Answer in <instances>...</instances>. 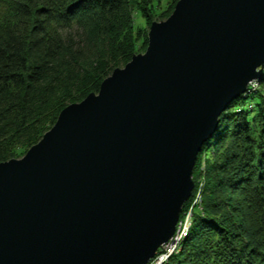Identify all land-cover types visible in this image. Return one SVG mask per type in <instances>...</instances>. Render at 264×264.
Segmentation results:
<instances>
[{
  "label": "water",
  "instance_id": "water-1",
  "mask_svg": "<svg viewBox=\"0 0 264 264\" xmlns=\"http://www.w3.org/2000/svg\"><path fill=\"white\" fill-rule=\"evenodd\" d=\"M20 158L0 162V264H149L221 114L264 72V0H178Z\"/></svg>",
  "mask_w": 264,
  "mask_h": 264
},
{
  "label": "trees",
  "instance_id": "trees-1",
  "mask_svg": "<svg viewBox=\"0 0 264 264\" xmlns=\"http://www.w3.org/2000/svg\"><path fill=\"white\" fill-rule=\"evenodd\" d=\"M162 2L0 0V162L28 150L64 107L98 92L130 61L143 32L136 19L151 26L164 16ZM256 82L262 89L248 87L228 105L198 154L201 197L188 234L163 264H264V72Z\"/></svg>",
  "mask_w": 264,
  "mask_h": 264
},
{
  "label": "rangeland",
  "instance_id": "rangeland-1",
  "mask_svg": "<svg viewBox=\"0 0 264 264\" xmlns=\"http://www.w3.org/2000/svg\"><path fill=\"white\" fill-rule=\"evenodd\" d=\"M175 1V0H163V2L161 3L162 5V8L161 10L158 12V16L161 15L163 12H164V16L159 19H155L156 21H161V20H165V18H167V16H169V14L172 12L171 9H170V6H171V3ZM136 27L139 29L141 28V30H143L142 32V36H137L136 38V49H135V52L134 54H138V53H144L147 49V45L145 43V40H146V37H145V34L149 31V27H150V24L146 21L145 18L143 17H139L136 19ZM76 30H74L75 32ZM131 60V59H130ZM125 66V65H124ZM123 67V66H122ZM249 88L251 87L252 89H257L259 88L260 86L257 84L256 81H253L252 83L249 84L248 86ZM259 89H262L261 87ZM249 91V89H248ZM27 152V149L23 148V149H19V152L17 153V158H20L22 157L25 153ZM201 172L202 174L196 179V185L195 187H197V194L194 196V199L195 197H198L200 195V192H201V188H202V185L204 184V169H205V163H204V160H202V163H201ZM195 182V181H194ZM201 189V190H200ZM196 200V199H195ZM190 204V207L185 209V211L183 212V215L181 216V218H183V220L188 216V218L190 217L189 216V212L192 211L194 213V208H193V203L194 201ZM195 211H199V208L197 207L195 209ZM187 219V218H186ZM163 253V251H160L157 256L159 257L161 254ZM156 256V257H157ZM159 263V259L156 258V261L153 259L152 260V264H158ZM163 264V263H161Z\"/></svg>",
  "mask_w": 264,
  "mask_h": 264
},
{
  "label": "built area",
  "instance_id": "built-area-1",
  "mask_svg": "<svg viewBox=\"0 0 264 264\" xmlns=\"http://www.w3.org/2000/svg\"><path fill=\"white\" fill-rule=\"evenodd\" d=\"M200 197H201V193L198 197H195V201L193 203V206L194 205H197V203L199 202L200 200ZM189 218L188 216L183 220V218L180 217V220L177 224V227H176V231H175V234L173 235V237L168 241L166 242L165 244H163L159 250L157 251L156 255H155V258H153L155 261H156V258L159 259V263L158 264H161V263H164L165 261H167V259L170 257V255H172L174 252L177 251L181 241L184 239V237L188 234V231L190 229V226H191V223H192V220H193V212L190 211L189 212ZM160 251H163V253L158 257L157 254L160 252ZM157 256V257H156ZM152 259V260H153ZM152 260L150 261L149 264H152Z\"/></svg>",
  "mask_w": 264,
  "mask_h": 264
}]
</instances>
